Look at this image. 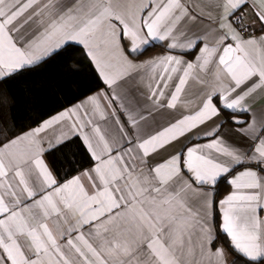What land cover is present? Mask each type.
Segmentation results:
<instances>
[{
	"label": "snow or ice",
	"instance_id": "1",
	"mask_svg": "<svg viewBox=\"0 0 264 264\" xmlns=\"http://www.w3.org/2000/svg\"><path fill=\"white\" fill-rule=\"evenodd\" d=\"M209 3L219 33L214 47L177 33L185 18L197 19L184 0H0V81L79 46L107 89L27 132L0 125V264H228L219 234L238 256L232 264H264V120L247 104L264 92V0ZM27 24L34 29L25 38ZM155 40L183 54L203 47L195 62L163 55L135 63ZM214 57L218 83L201 91L194 108L181 103L189 79ZM137 96L146 103L138 106ZM178 104L188 111L142 131L153 112ZM221 112L225 120L202 137L195 132ZM229 121L251 141L246 148L220 135ZM190 133L206 142L149 162ZM45 154L56 173L71 175L85 158L92 167L58 181ZM229 173L233 191L216 200L215 185Z\"/></svg>",
	"mask_w": 264,
	"mask_h": 264
},
{
	"label": "trees",
	"instance_id": "2",
	"mask_svg": "<svg viewBox=\"0 0 264 264\" xmlns=\"http://www.w3.org/2000/svg\"><path fill=\"white\" fill-rule=\"evenodd\" d=\"M157 47L158 45L147 47L143 55L154 51ZM81 55L79 46H73L63 55L50 57L47 62L39 66L37 71L17 73L8 77L6 81H0V96L8 100L6 105H0V125L14 129L16 134L24 132L36 127L48 117L85 96L103 88V82L91 68L88 60L82 59ZM73 66L80 71H74ZM46 157L56 173L52 164L53 157L47 154ZM57 158H62V154L57 153ZM91 165V161L85 158L83 165H78V170L73 171L71 175L64 174L67 172L66 168L56 175L59 181H63ZM232 175V173L227 174L216 185V200L228 192L230 187L228 181ZM219 223L220 221L217 219V231ZM219 235L218 243L224 244L231 252L233 260H238V256L229 248L223 235Z\"/></svg>",
	"mask_w": 264,
	"mask_h": 264
},
{
	"label": "crops",
	"instance_id": "3",
	"mask_svg": "<svg viewBox=\"0 0 264 264\" xmlns=\"http://www.w3.org/2000/svg\"><path fill=\"white\" fill-rule=\"evenodd\" d=\"M137 2H139V0H137ZM184 2L187 5L191 6L190 10L192 11L193 15H195L197 17V19L195 21H192V20H188L187 18H185V20L181 21V23L177 26V33L183 32L187 36H192L193 34L202 36L205 38L204 43L208 44L209 47H214L217 43V36L219 33L216 31V29L218 27V25L215 23L216 12L210 6L209 0H184ZM248 12H249V15L245 19L247 20L248 23H250L253 20V16L251 14V9H249ZM257 28H259L258 24H257ZM33 29H34V25L27 24L24 26L23 29H21V32L26 33L25 38H27L29 35L33 34ZM260 34L261 33H259L257 31L256 35H260ZM179 41L181 43L185 42V35H180ZM167 44H168V41H160V40L152 41L149 46L158 45V47L154 51L149 52L148 54L140 55L138 58H136L134 60V62L135 63H142L145 60H149L151 58L163 56V55H177V56H180L181 59L186 60L188 62H195V58L199 54L200 48L203 47V44H201L198 46V48L192 54H183L179 50H169L166 47ZM217 71H218L217 60L215 57L207 65L206 69H197L196 70V79H189L188 84L185 86L184 93L181 94L180 102L183 104H187V103L191 102V107L194 108L195 104H196V98L201 93V91L205 87H211L213 84L218 83V81L216 79ZM141 72L143 73L144 69H141ZM201 80L205 81V83H201L200 82ZM221 80H223L222 75H221ZM101 90H105V91L107 90L105 85L103 88L97 90L94 93L100 92ZM141 91H143V89H141ZM94 93H92L90 95H93ZM90 95H87V96H90ZM84 98L78 100L77 102L71 104L70 106L79 103ZM145 103H146V101L143 98L137 96L136 104L138 106L143 105ZM247 104H248L250 110L253 113H255L256 119L258 121L264 120V92H258L253 97H250L249 100L247 101ZM70 106H68V107H70ZM68 107H66V108H68ZM113 107H115V105H113ZM66 108H64V109H66ZM187 111H188V108H181L180 105L178 104V107L175 110L162 109L160 112H153L152 116L149 117L148 121L142 122V131L145 134H148V133H152L156 130H159L161 127L167 126L169 121L173 120L176 117H179L182 112H187ZM54 115H52V116H54ZM237 118L242 119V120H246V121L250 120V117L247 114H242V115L238 114ZM47 119H45V120H47ZM225 119H226L225 114L223 112H221L219 117L215 118L213 121L209 122L208 124L203 125L200 128L196 129L195 132L200 137H202L203 133L205 131H207L210 128H213L216 124L220 123L221 121H223ZM99 123L101 125H109V130H112L110 128V120L109 121L100 120ZM240 127L241 126L233 124L229 121L227 124H225L221 128L220 135L223 137V139L227 143L235 145V146L240 147V148H246L247 145H249L251 143V141L247 137L242 135V133L239 130ZM244 127H247V125H245ZM33 128H35V127H33ZM30 129H32V128H30ZM28 130H26L24 132H27ZM55 134H56L55 130H51L48 134V137L52 138L55 136ZM189 136H191V133L184 136V137H181L178 141L173 142L171 145H168L166 147V149H163V150L157 152L156 154H154V156L149 158V162L152 165H155L158 162H161L164 158H166L170 154H175V152L180 150L181 147L185 143H187V144H189V146H191V144H193V143H197V142L198 143H205L206 142L202 138L198 139L197 141H192L189 139ZM45 160L47 161L49 166L52 167L51 164L49 163L47 157H46V154H45ZM91 167H92V165L88 168H85V169H89ZM240 170H242V169L237 170V172ZM53 172L55 173L54 170H53ZM79 174H80V172H78L77 174H75L73 176H76ZM73 176H71L68 179H71ZM222 178L223 177H221L218 180V182ZM231 178H232V176L230 177V179ZM230 179H229V181H230ZM57 180H58V178H57ZM82 182L84 183L85 187H88V181L86 178H82ZM218 182H217V184H218ZM216 185H215V191H216ZM232 191H233V187L230 185L228 192L223 194L219 200L224 199ZM48 223H49L50 228H53V230L55 231V224L51 220H49ZM215 225H216V221H215ZM84 230L87 231V228H85ZM73 235H75V233H73ZM61 242L63 243V241H61ZM218 245L223 247L226 250L227 258H228V264H231L233 261V256L231 255V252L221 242L218 243Z\"/></svg>",
	"mask_w": 264,
	"mask_h": 264
},
{
	"label": "built area",
	"instance_id": "4",
	"mask_svg": "<svg viewBox=\"0 0 264 264\" xmlns=\"http://www.w3.org/2000/svg\"><path fill=\"white\" fill-rule=\"evenodd\" d=\"M245 23H246V24L248 23L246 19H245ZM255 34H257V32H256Z\"/></svg>",
	"mask_w": 264,
	"mask_h": 264
}]
</instances>
